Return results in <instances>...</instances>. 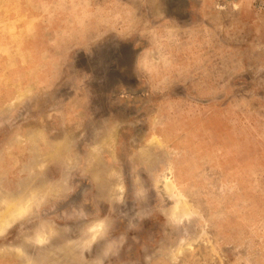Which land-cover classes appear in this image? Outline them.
Instances as JSON below:
<instances>
[{
	"label": "rangeland",
	"instance_id": "374dc122",
	"mask_svg": "<svg viewBox=\"0 0 264 264\" xmlns=\"http://www.w3.org/2000/svg\"><path fill=\"white\" fill-rule=\"evenodd\" d=\"M259 1L0 0V264H264Z\"/></svg>",
	"mask_w": 264,
	"mask_h": 264
},
{
	"label": "crops",
	"instance_id": "0c3cea01",
	"mask_svg": "<svg viewBox=\"0 0 264 264\" xmlns=\"http://www.w3.org/2000/svg\"><path fill=\"white\" fill-rule=\"evenodd\" d=\"M49 257V261H45V263L49 262L50 264H58L57 257H52L51 255ZM38 259H40V263L42 264V256H39Z\"/></svg>",
	"mask_w": 264,
	"mask_h": 264
},
{
	"label": "bare ground",
	"instance_id": "6f19581e",
	"mask_svg": "<svg viewBox=\"0 0 264 264\" xmlns=\"http://www.w3.org/2000/svg\"><path fill=\"white\" fill-rule=\"evenodd\" d=\"M163 186H164V185H163ZM166 187H169L170 189H172V182H171L170 179L167 181V183H166ZM182 212H183V213H187L186 210H185V211L182 210ZM96 234H97V233H95V235H96Z\"/></svg>",
	"mask_w": 264,
	"mask_h": 264
},
{
	"label": "built area",
	"instance_id": "2783aa9c",
	"mask_svg": "<svg viewBox=\"0 0 264 264\" xmlns=\"http://www.w3.org/2000/svg\"><path fill=\"white\" fill-rule=\"evenodd\" d=\"M259 5H260L261 7H264V0H260V1H259Z\"/></svg>",
	"mask_w": 264,
	"mask_h": 264
}]
</instances>
